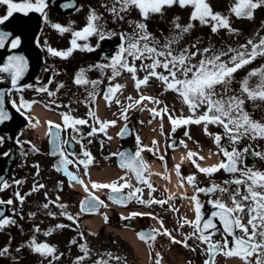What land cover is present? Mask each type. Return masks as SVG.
I'll use <instances>...</instances> for the list:
<instances>
[{
	"label": "snow or ice",
	"instance_id": "obj_1",
	"mask_svg": "<svg viewBox=\"0 0 264 264\" xmlns=\"http://www.w3.org/2000/svg\"><path fill=\"white\" fill-rule=\"evenodd\" d=\"M8 6L7 14L0 17V23L7 20L15 12L24 13L27 15L30 12L41 13L44 18L47 19L46 9L48 8V0H0ZM64 8L76 7L74 0L62 5ZM173 6H179L181 8L191 7L189 22L185 25L179 23L180 17L173 18V28L177 30L178 35L167 38L163 44L160 40H157L153 33L148 30L147 21L152 15H163L164 9L171 8ZM101 7L112 16L113 20H119L128 23L132 26V32H115L104 31V25L101 23L102 15L97 12L95 8H90L87 16L85 26L80 30L73 31L71 25L62 26L58 23L53 24L52 27L57 29L60 33L72 32L73 39L70 41L71 47L66 51H59L49 47L48 51L58 57L67 58L76 49H83L89 52L95 51L99 47V43L94 47L78 43V40H87L91 36H97L100 41L110 39L112 36L119 35L121 43L118 46V51L111 57V62L108 64H97L93 67L100 69L110 68L111 77L110 81L115 80L120 76L123 71H127L133 76L135 82V88L141 89L142 86L149 84L150 78H156L165 85V90L176 92L188 106L190 115L188 116H174L170 113L169 108L165 105L162 108H151L149 111L152 113L153 118L160 117L161 119L167 115L168 120L172 125V132L174 133L178 127L188 126L191 124H204L205 133L212 135L207 131L208 124L219 125L224 129V133L228 140L232 143L233 147L231 151L228 148L221 145L223 137L220 134H215L214 142L219 146L220 153L226 158L221 160L218 164L208 167H202L197 162L203 160V156H199L198 153L189 151L187 158L195 168L204 174L211 175L221 169L228 173H239L240 175L230 181H224V185L234 184L236 188L230 192L231 205L227 204L222 198H217L210 201L213 208L216 211L211 213V218L204 219L201 212L202 204L200 203L198 196L193 195L189 199L195 202V219L188 220L183 218V222L180 227H184L185 224L193 227V232L190 235H186L184 239L178 240L172 233L164 227L163 221H160L159 229H151L148 232L141 231L137 235L141 241L154 242L158 235L168 236L172 243L182 244L185 248H190L195 252L196 249L192 248L188 244V239L195 237L202 244L207 247L205 249L208 259L204 261V264H215V257L219 253L227 257H237L244 261V264H264V171L254 170L252 168H240V158L242 153L235 147V144L244 137L250 139L264 138V122L258 121L252 118L248 111L245 110V98L242 95H236L233 93L232 83L235 79V75L239 70L245 68L247 65L252 64L258 57H264V37H259L258 41L249 39L245 44L239 45L238 48L228 46L227 50L215 49L213 45H209L203 48L198 47L199 41L193 42L189 46H185L179 50L173 48V45L178 43L183 34L188 33L193 27V21H199L202 25L210 26L212 33H217L220 30H227L229 33H237L238 29L231 26L230 16L225 15L220 11H214L209 0H110L109 4H101ZM264 7V0H234L231 7L228 9L229 13L236 18H244L252 20L254 19L255 10ZM133 9L137 10L141 19L139 20H126L127 14ZM8 34L0 32V48L4 47L5 37ZM20 43L19 38L12 41V47L15 48ZM199 57V59H197ZM131 58V61L129 60ZM136 61H141L139 69L146 74L139 78L137 76L138 67ZM143 61H151L150 63H143ZM27 67V62L22 56H13L9 58L7 64L0 67V72L12 73V86L15 88L18 81L23 76ZM161 69L162 71H158ZM87 69L81 68L76 74L74 83L76 85H89L93 86V90L88 93L90 101L94 100L96 95V86L102 81L88 80L86 78ZM258 78V82L255 85L250 84L252 78ZM28 87H32L28 85ZM64 85L60 84L57 88H63ZM122 84L109 83L106 91L104 92V99L111 104L116 97V93L122 89ZM40 92H47L49 96H55L56 92L49 91L46 87L38 89ZM240 93L246 94V98L250 101H264V65L253 68L248 71L247 75L240 81ZM5 92L0 90V123L9 117L4 112L3 101ZM132 103L127 107H123L121 115L124 120L128 119V110L138 105H142L144 101H152L155 104H160L161 101L152 96L140 95L139 99L133 100L132 97H128ZM15 104V102H13ZM32 103H35L33 101ZM115 103L120 104L121 101L116 98ZM24 107H30L27 101L23 102ZM205 109L202 114L197 115L198 110ZM88 116L93 117L98 123L99 127L93 126L92 131L88 133L89 136L94 135L96 132L106 133V129L110 125H115L116 121H101L97 116V113L93 110H89ZM151 121H149L150 123ZM49 133L54 137L53 143L56 144V150L53 151V155H59L62 157L57 169L63 168L67 175L73 181H77L85 187L88 191V185L84 183L83 179L77 175L68 171L69 164H76L77 166L83 165L85 172L87 173L88 166L93 162V157L90 152L85 151V159L69 160L65 156L63 149L58 143L59 133L52 132L53 127L60 129V124H55L49 121ZM88 120L83 118L73 117L70 113L63 114V124L70 128H75L77 125H85ZM141 123H143L141 121ZM127 131V126L120 133L123 136ZM161 131H163V125H161ZM185 136L191 139L189 132H185ZM111 139V137H108ZM137 151L134 154L128 152L113 153V155H119L120 167L127 169L135 173V177L140 184L145 185L151 192L155 191L152 183L145 177L144 172L149 169V165L144 161L142 152L145 151L147 146L141 145L140 137L137 135ZM3 142V137H0V143ZM184 147L187 144L184 141H180ZM153 145L157 146L158 142L153 141ZM175 141L169 147H175ZM148 151L154 152L153 148H147ZM158 147L155 148V152H158ZM244 152H248L249 149L245 148ZM154 152V154H155ZM7 155V153L5 154ZM255 156L264 158V153L255 152ZM161 161L165 160L163 155L159 156ZM38 167V166H37ZM177 174H180V165L175 166ZM189 184L195 185V174L189 175L186 178L182 177L181 186L183 181ZM123 181V183H121ZM16 184L22 183L21 181H15ZM10 187L7 182L0 181V190ZM44 185L33 187V191H38L39 188H43ZM92 189H110L113 195L109 196V199L117 204L124 205L132 199H136L141 204L163 205L168 201L163 199H143L142 187H134L126 176L119 177L118 180H114L110 183L92 182ZM129 189L126 195L123 194V189ZM243 189V190H242ZM197 193H220L228 192L227 187H222L217 184H212L208 188L196 187ZM30 194V193H29ZM18 199L23 203L25 197L20 196L19 192L16 193ZM90 199H86L81 202V209L86 211H94L99 205H104V201L100 200L94 193L89 192ZM172 196L168 197L171 200ZM59 197H57V201ZM49 203H56V201H49ZM49 203H45L43 207L47 209ZM0 204L12 205L13 200L7 201L0 200ZM106 206V205H104ZM61 209L67 206L63 203L58 204ZM174 211H179L173 206ZM66 215L70 221L76 218L68 213H61ZM30 215H35L31 213ZM48 215L55 216L56 213L49 212ZM149 215L151 213L132 212L129 216H122V219L128 220L133 217ZM247 215V222H244V216ZM0 230H3L9 225L16 224V220L10 217H6L3 211H0ZM218 218L223 226L222 241H214L213 236L216 231H219L215 219ZM105 221L107 216L105 215ZM68 227L65 224H57L55 228L49 229L44 235H51L56 229H63ZM162 229V231H161ZM211 230V231H210ZM35 232H39L40 228L36 227ZM83 236V233L80 234ZM229 237L232 239L229 240ZM70 243L76 244L75 239ZM231 245V247H230ZM151 247L152 244L149 243ZM24 245H21L16 249V252H20ZM29 247L34 253H37L44 257H52L54 260H59L60 255H55L57 249L53 245L47 243H37L36 237L33 236L28 242ZM82 255L76 258L75 264H83L85 259L90 254V249L86 243L79 244ZM10 255V242L7 246L0 248V257ZM108 259H104L103 256L97 259L94 264H108L109 260L120 261L121 257L113 256L112 253L105 254ZM15 260L16 258L13 257ZM163 257L160 253H156L154 264H161Z\"/></svg>",
	"mask_w": 264,
	"mask_h": 264
},
{
	"label": "flooded vegetation",
	"instance_id": "obj_2",
	"mask_svg": "<svg viewBox=\"0 0 264 264\" xmlns=\"http://www.w3.org/2000/svg\"><path fill=\"white\" fill-rule=\"evenodd\" d=\"M7 9L8 6L0 3V14H4L5 12L7 13ZM33 19L30 20V22L28 24H30L32 22ZM79 44L84 45V44H88L92 47L95 48V46L97 44L93 43L92 45L88 42V41H78ZM108 44L111 45V50L110 53H108V55L110 54V56L108 57L107 55V51L105 50V44H99V47L95 49V51L89 52L87 50H83V49H76L72 52V54L70 56H68L67 61H66V66H67V70H70L69 72V77L67 82H65L63 85L62 91L60 92L61 95L65 94L68 96H80L79 90L77 87H82L83 93H82V99L84 100L85 103L89 104L91 102H96L97 97L100 95H103L105 92V88L107 86V84H109L111 82V84H117V77L115 80L110 81V77H111V69L110 68H104V69H100L97 67H93L94 65L97 64H108L111 62V57L115 55V53L117 52V42H109ZM84 53V54H83ZM89 55L90 59L88 60V62H84L82 60L83 55ZM81 60V62H80ZM59 63H56L55 66L52 67L53 70H56V66ZM81 68L87 69L86 72V78L88 80H98V81H102L98 86H96V92L98 93L95 97L94 100L90 101L89 95L88 93L91 92L93 90V86L91 84L89 85H76L74 83V79L76 74L79 72V70ZM46 73L48 75H52L51 72L46 71ZM40 74H44L45 73H40ZM67 72L62 74V77L66 76ZM109 80V81H107ZM32 83V82H31ZM37 84H39V87H43V85H45L46 83H40V82H36ZM59 84L54 81V89L55 92L57 94V88H58ZM68 109L72 108L73 110L70 111L71 115L73 117L76 118H83L88 120V123L85 125H77L75 128H68L69 130H72L74 135L82 142L83 144V150L85 148V144L87 145L88 142H92L94 145L98 144L99 146L95 147L94 146V150H92L93 155L96 154V151H98V153L101 155L103 154V152H101L100 150V146L102 147L104 145V138H100L99 132H96L94 135L89 136L88 133L90 131H92V127L96 126L99 127L98 124H96L95 121H93V124H90L89 121V116H88V110H80V108L78 106H67ZM69 111V110H67ZM141 113L139 112H135L133 111V118L130 121L129 127H130V136L127 138H119L118 139V148H117V152H119L120 150L123 149L124 146H129L131 147L132 151H136L138 148L137 145V140L136 137L137 135L140 137V142L141 145L142 144H146L147 148H153L154 152H155V148L158 147L159 151L158 152H150L147 150L143 151L142 154L144 156L147 157L148 161H155V159L158 160V162H162L163 166H170L171 162H172V156L171 154L173 153V150L176 148H187V151H192L195 153H198L199 156H203L204 159L203 160H199L197 157L193 158V159H197V162L200 163V165L202 167H208L213 165L214 160H216L217 158H219L220 156L222 157L223 160H225L226 158L222 155V153H220V149L219 146H217L214 142V136H208L206 133L204 135H201L200 133V129L197 125H192L191 127H189V134L191 136V139H189L187 136L183 137L185 140L188 141L187 147H184L181 143H180V139L182 136L185 135V130L183 127H179L177 129V133L178 136H173L170 139V142L165 143V139L164 137L162 138H158L157 136L155 137L156 134V128L158 127V134L160 133H168V131L165 130L164 128V121H160V117H156L157 120H154L155 118H153L152 113L149 114V119L142 124L139 120V115ZM149 121H151L149 123ZM161 125H163V131H161ZM145 126L147 129V133L149 135H152L151 138L149 139V141L147 140V137H143L141 135V130L140 127ZM216 125L212 124V126H210V132L214 131V127ZM153 141H157L158 145L154 146L153 145ZM173 141H175L176 146L173 147H169V145H171L173 143ZM85 143V144H84ZM221 145L223 147L228 148L229 151H231L233 145L232 143L228 140L227 137H223L222 141H221ZM250 146V143H247V145L245 146L244 143H240V144H235V147L242 153L241 158H240V163H239V167L240 168H251L250 166V159L249 157L246 155V152H244L243 150L245 148H248ZM96 150V151H95ZM256 152H261L264 153V143L259 144V149L258 151L256 150ZM166 153V154H165ZM163 155L165 157L164 161H161L159 159V156ZM65 156H67V154L65 153ZM143 156V157H144ZM62 159V157H61ZM60 159V160H61ZM255 159L257 161L255 166H259L260 168H264V158L255 156ZM57 159L55 161V163L46 168L43 167V163L42 162H38L36 165V174H37V181H36V187L38 188L39 185H44L43 188H39L38 191H36V202H37V214L41 215L43 213L48 214L49 212H53L56 213V210L54 209L53 206L48 207L47 209H45L43 207V201L45 197L49 196L47 195V193L49 192L48 189L50 188L52 182L57 181ZM38 166V167H37ZM253 166V167H255ZM123 170V169H122ZM127 171H119L117 174V180L119 179V177L121 176H126ZM184 175L187 177L189 175L195 174L196 176V182L195 185H192V191L190 192V194H187L188 197H181V199H177L175 198L172 202L168 200L167 197V192H168V187L166 186V179L165 178H161V179H157L156 177L153 176V179L150 181L153 185V187L155 188L154 192H151L145 185L143 184H136L135 187H142L143 188V193L142 194H138V195H142V198L147 200V199H163L168 201L167 203L163 204V205H158V204H152V205H146V204H141L139 203L135 198L128 201L126 204H124L123 206L125 207H129L130 210L132 211H136V210H141L142 208H146L147 211L149 213H151L152 215H158L161 219H168L170 217V205L172 204V207L175 206L176 209H179V211H175V213L180 217V218H187L188 220H194L195 219V202H193L192 200H190L189 198L193 195H197L198 199L200 201V203L202 204V209L201 212L204 216V219L207 218L210 213L214 210H216L215 208H213V205L210 203V201L215 200L217 198H222V200L224 202H226L227 204L231 205V199H230V192L232 191V189L236 188V185L234 184H229V185H224V181H230L233 180L235 178H237L240 174L239 173H228L225 170L221 169L211 175L208 174H204V173H200L195 166L193 165V163H191V161L188 162V166L184 168L183 171ZM121 183H123V181H121ZM212 184H217L220 185L222 187H227L228 188V192L225 193H220L219 191H217L216 193H197L195 191L196 187L199 188H207L210 187ZM243 190V189H242ZM123 191L128 192L129 189L125 188L123 189ZM146 192V195H145ZM186 194V193H184ZM52 198H54L52 196ZM184 202H183V201ZM189 202H193L194 203V208L192 211H190L189 213H183L181 212L182 207ZM183 213V214H182ZM135 221H137L139 224L143 222V218L141 216L135 217ZM215 222L217 224V228L219 229V231H216V234L213 236V240L214 241H222V237L224 235L223 233V227L219 221L218 218L215 219ZM244 222H247V215L244 216ZM211 231V230H210ZM232 238L229 237V240H231ZM87 240V239H86ZM88 241V240H87ZM122 243V241H120ZM188 244L192 247L195 248L196 251L193 252L191 251L190 248H184V250H182V261L184 264H204V261L206 259H208V255L205 251L206 249V245L202 244L198 239H196L195 237H192L190 239H188ZM88 245V243H87ZM231 247V245H230ZM121 260L118 261L119 264H131V261L134 262L135 264L138 263L139 261V257L137 256H133V255H125L120 256ZM134 257V258H132ZM89 256L85 259V261L83 262L84 264H89ZM215 264H244V261L240 258L237 257H227L225 255H223V253H219L216 255L215 257Z\"/></svg>",
	"mask_w": 264,
	"mask_h": 264
},
{
	"label": "rangeland",
	"instance_id": "obj_3",
	"mask_svg": "<svg viewBox=\"0 0 264 264\" xmlns=\"http://www.w3.org/2000/svg\"><path fill=\"white\" fill-rule=\"evenodd\" d=\"M233 2L234 0H212V1L209 0V3L211 5L213 3L215 5V7L212 6L214 11H220L225 15L230 16L231 26L235 29H238L237 33H229L227 30H223V29L217 33H212L210 26L202 25L199 23V21H193L192 23L194 24V27L188 33L183 34V36L179 39L178 43L173 45V48L179 50L185 46L191 45L193 42H196L198 40L199 41L198 47L200 48L213 45L215 49L227 50L228 46H231L233 48H238L239 45L245 44L249 39L258 41L259 37H264V7L255 10L254 19L252 20L244 19V18H236L228 11V9L231 7ZM102 3L110 5V0H100V1L92 0L89 2V5L88 2H85V0H83L82 10L77 14L73 15L75 20L77 17V24H80L82 21L81 18L84 8L86 6L88 8L89 7L92 8V4H93L97 12L101 14L103 17L101 23L104 25L105 31L117 30V33L119 32L131 33L132 26H130L126 22H122L119 20L114 21L112 16L106 11V9L101 7ZM191 11H192L191 7L188 8H181L179 6H173L171 8L166 7L164 9V14L162 16L156 14L150 17V19L147 21L148 30L149 32L153 33L156 39L158 36L164 35L162 40L161 37L157 39L160 40L161 44H163L167 38L178 35L177 30H174L173 28V18L179 16L180 17L179 23L185 25L189 22ZM73 16L72 15L64 16L63 19L61 18L60 20H62L63 22L64 21L70 22L73 20ZM51 17H54V15H51ZM57 18L58 17H55L53 19H57ZM139 19H141V17L138 11L135 9L130 11L126 16V20H139ZM50 34L51 32L45 35H50ZM115 40H117V42H120L119 35H117V38ZM103 42L107 43V39ZM197 59H199V57H197ZM129 60L131 61V58H129ZM150 62L151 61H143V63H150ZM135 63L139 71L137 72V76L139 78H142L146 73L139 69V65L141 61H136ZM261 65H264V57H258L252 64L247 65L245 68L239 70L236 74H234L235 79L232 83V89L234 94L242 95V98H245L244 108L246 111L249 112L252 118L264 122V101L253 102L246 98V94L240 93V81L247 75L248 71H250L253 68L259 67ZM158 71H161V69H158ZM68 77L69 75H67V78ZM123 77H124L123 82L126 88L128 89L135 88V82L131 74L126 73L125 75H123ZM67 80L68 79H65L64 83L67 82ZM156 80H157L156 78H150L149 84L145 88H150V86H152L153 82ZM257 82H258V78L256 77L250 80V84L253 86ZM161 87L165 88V85L164 86L161 85ZM77 88L79 90L80 96L82 97V93H83L82 87H77ZM27 90H28L27 93L29 95H34V96L40 95V92L36 90L34 86L28 87ZM80 96L74 97V96L66 95L65 100L70 105H78L80 103V98H81ZM39 98L47 107L49 106L52 108L57 106L55 99H52L51 96L50 97L42 96ZM107 105H109L108 102ZM178 105L180 107L186 106L187 108V105L182 100L178 102ZM177 111L181 112L182 115L188 113L187 111L182 112L181 109L178 108ZM118 118L119 116H117V127L121 121V119ZM256 141L258 142V139H256ZM20 164H23V162H21ZM106 165L109 166V164ZM26 171H28L29 174L34 173L33 169L31 168L26 169ZM26 183H29L28 178L22 180L21 187H24ZM26 206H28L29 209L20 214L21 224L18 223L15 226L9 225L6 228H4L2 232H0V236L10 237L9 241L10 243H12V245H10V255L5 257H0V264H35V262L37 261V257H41V255L34 253L29 247H27L28 242L32 239L33 236L36 237V240L41 238H46L51 240L56 245L57 251L64 252L59 260L57 261L54 260V262L50 260L51 262H47V264H68L69 262L75 264L76 258L82 255L83 253L80 251L79 244L70 243V241L73 239H75L76 241L78 239H83L86 241L87 239L92 245L89 248L91 258L92 260L95 261L97 260L96 257L103 256L106 253V250L110 251V249H112V251L115 254H117V251H119L120 255L122 254L123 246L122 245L119 246V244L121 243L120 240L122 241V239L120 238L119 235L113 234V231H109L111 229L110 225L103 226L99 229L98 232L92 233V231L91 232L87 231L84 225L82 224L71 223L70 225L69 221L62 220L60 215L58 214H57V218L52 220H45L41 217V221H40L41 225H40V223L35 222L34 216L30 215L31 213H34L33 210H30V208L32 207L31 199H26ZM55 209L58 212L60 211L59 208H55ZM13 214L15 215V212H13ZM15 216L18 217L19 215H15ZM10 218L13 219V216ZM116 219L118 220V218L114 216L113 220ZM108 223L112 224V221H108ZM57 224H65L71 226V228L65 227L63 229H56L55 231L52 232L51 235L48 236L44 235L46 231L55 228V225ZM36 226H39L40 228L39 232L34 231ZM81 233H83V236L80 235ZM114 237L116 239H114ZM4 238L3 239L0 238V248L5 240ZM95 244H97L99 248L97 249L94 248L93 246ZM21 245H24V247L21 249L20 252H16V249ZM125 246L127 248L126 247L124 248L129 250V247L126 244ZM13 257H15L16 259L14 260ZM41 264H45V261H42ZM108 264H117V261L115 263L109 261Z\"/></svg>",
	"mask_w": 264,
	"mask_h": 264
},
{
	"label": "bare ground",
	"instance_id": "obj_4",
	"mask_svg": "<svg viewBox=\"0 0 264 264\" xmlns=\"http://www.w3.org/2000/svg\"><path fill=\"white\" fill-rule=\"evenodd\" d=\"M100 111H101V113H104L103 106H101ZM42 113H43L42 109L39 106H36L33 110L32 116H33V118H39L40 123L37 127H38L40 133L44 134V127H43V123H42V121H43L42 119L44 116H42ZM31 124H33V122ZM112 172H113V170H110V169H105L102 172H98V171L95 172L94 171V177H99V176L103 175L104 177L109 178L113 175ZM85 222L90 226V228L92 230H98L100 228V226L102 225V218L100 215L95 214L91 217H87L85 219ZM123 234L127 238L132 239L133 242L136 241L134 235L131 234L129 231L123 230ZM139 248H140L141 253H144V250L140 244H139Z\"/></svg>",
	"mask_w": 264,
	"mask_h": 264
},
{
	"label": "water",
	"instance_id": "obj_5",
	"mask_svg": "<svg viewBox=\"0 0 264 264\" xmlns=\"http://www.w3.org/2000/svg\"><path fill=\"white\" fill-rule=\"evenodd\" d=\"M58 3V1H56V4ZM10 35V33L8 34V36ZM3 176L5 175V174H2ZM0 180H1V178H0ZM87 199H90V197H88ZM100 207V205L97 207V208H99Z\"/></svg>",
	"mask_w": 264,
	"mask_h": 264
}]
</instances>
